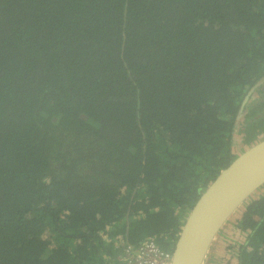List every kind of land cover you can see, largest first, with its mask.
Wrapping results in <instances>:
<instances>
[{
	"label": "trees",
	"instance_id": "trees-1",
	"mask_svg": "<svg viewBox=\"0 0 264 264\" xmlns=\"http://www.w3.org/2000/svg\"><path fill=\"white\" fill-rule=\"evenodd\" d=\"M237 134L264 136V0H0V264L172 255ZM235 222L264 264V194Z\"/></svg>",
	"mask_w": 264,
	"mask_h": 264
},
{
	"label": "water",
	"instance_id": "water-1",
	"mask_svg": "<svg viewBox=\"0 0 264 264\" xmlns=\"http://www.w3.org/2000/svg\"><path fill=\"white\" fill-rule=\"evenodd\" d=\"M236 155L190 211L175 245L172 264H208L207 255L218 235L264 189V136Z\"/></svg>",
	"mask_w": 264,
	"mask_h": 264
},
{
	"label": "rangeland",
	"instance_id": "rangeland-1",
	"mask_svg": "<svg viewBox=\"0 0 264 264\" xmlns=\"http://www.w3.org/2000/svg\"><path fill=\"white\" fill-rule=\"evenodd\" d=\"M263 135L260 138H262ZM243 137L240 134H237L234 142L233 147L235 149V153H240L244 149L247 148V146H244L241 144ZM258 140V139H257ZM256 140V141H257ZM264 194V189L258 194L257 196ZM255 195V197H257ZM237 218V215L234 216L228 224L225 226V228L222 230V232L218 235L216 240L214 241V244L207 255L208 261L212 260L209 264H235V261L233 258L235 251V245L234 243L238 242L239 233L237 229L234 227L235 219ZM233 245V246H232ZM233 255V256H232Z\"/></svg>",
	"mask_w": 264,
	"mask_h": 264
},
{
	"label": "built area",
	"instance_id": "built-area-1",
	"mask_svg": "<svg viewBox=\"0 0 264 264\" xmlns=\"http://www.w3.org/2000/svg\"><path fill=\"white\" fill-rule=\"evenodd\" d=\"M172 255L165 253L152 241H147L138 249H126L125 264H172Z\"/></svg>",
	"mask_w": 264,
	"mask_h": 264
},
{
	"label": "flooded vegetation",
	"instance_id": "flooded-vegetation-1",
	"mask_svg": "<svg viewBox=\"0 0 264 264\" xmlns=\"http://www.w3.org/2000/svg\"><path fill=\"white\" fill-rule=\"evenodd\" d=\"M242 211H243V210H241L239 213L236 214V215H237V218L235 219V221L238 220V218H239L240 215L242 214ZM234 224H236V222H234ZM236 229H237V231H238V233H239L240 235H239V237H237V238H238V242H236V243L233 244V245L236 244V245H235V248L238 247L239 245H242V244L244 243V241H245V237H246V236H243V232H242L238 227H237ZM233 245H232V246H233Z\"/></svg>",
	"mask_w": 264,
	"mask_h": 264
}]
</instances>
